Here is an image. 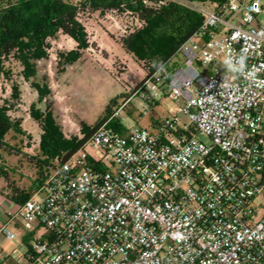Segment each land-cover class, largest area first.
Wrapping results in <instances>:
<instances>
[{"label": "built area", "instance_id": "1", "mask_svg": "<svg viewBox=\"0 0 264 264\" xmlns=\"http://www.w3.org/2000/svg\"><path fill=\"white\" fill-rule=\"evenodd\" d=\"M174 1L203 22L174 56L166 92L164 73L148 72L4 213L7 239L8 224L23 223L25 264H264V5ZM142 3L155 12L165 1ZM163 96L182 105L155 131L110 126L132 99L152 107Z\"/></svg>", "mask_w": 264, "mask_h": 264}, {"label": "rangeland", "instance_id": "2", "mask_svg": "<svg viewBox=\"0 0 264 264\" xmlns=\"http://www.w3.org/2000/svg\"><path fill=\"white\" fill-rule=\"evenodd\" d=\"M77 7V21L82 25L86 41H96L106 50L109 58L94 51L89 46L88 51H82V56L75 62L67 64L61 55L77 50V43L71 37L59 32L54 38H48L45 44L47 58L35 63L36 83L49 87L50 95L41 97L32 82L24 79L23 68L15 55L3 56L2 60L10 77L0 75V104L9 108L11 120L18 121L6 135V146L0 148V210L3 196L11 204V212L17 213L18 207L14 201L15 189L31 191L35 194L40 188V170L28 156L41 151L42 137L54 133L60 134L57 141H80L86 136V131L108 119L107 108L116 100L113 108L122 104V98L129 97L133 88L140 85L146 78L154 64V57L148 52L147 56L138 63L133 55L125 50L123 42L137 31L144 28L141 18L135 12L126 9H111L94 11L80 6L81 0H70ZM165 2L174 0H164ZM264 5V0H261ZM264 13L259 15V20ZM90 50V51H89ZM149 53L151 54L150 56ZM92 54V55H91ZM158 55V54H157ZM13 87L19 89L18 99H12ZM131 90V92H129ZM124 97L120 98L121 95ZM182 102L163 96L157 99L152 107H143V101L136 97L127 107L120 111V115L113 124L119 129L118 122H123L127 128L140 127L150 131L152 124L157 125L172 111H178ZM33 112L35 117H32ZM180 120L186 122L184 116ZM199 139L208 143L204 135ZM36 146V148H33ZM62 152L58 156H63ZM8 183L11 187L8 188ZM42 197L37 195V199ZM16 237L12 240L0 234V259L9 256L10 264H25L26 247L22 242L24 227L19 217L8 224Z\"/></svg>", "mask_w": 264, "mask_h": 264}, {"label": "trees", "instance_id": "3", "mask_svg": "<svg viewBox=\"0 0 264 264\" xmlns=\"http://www.w3.org/2000/svg\"><path fill=\"white\" fill-rule=\"evenodd\" d=\"M197 2L219 3L226 0H190ZM80 6L94 11L126 9L141 15L145 26L137 31L129 39H125L123 47L131 53L134 59L140 63L147 53L152 54L155 59L150 74L162 71L160 77L155 79L161 81V89L166 92V86L178 66L173 59L178 49L195 34L202 22L203 16L191 8L177 2L168 1L158 11L152 12L145 9L142 0H81ZM81 8V7H80ZM70 0H0V75L10 77V70L7 69L2 60L3 56L15 55L23 68V76L27 81L38 89L41 97L50 95L48 86H40L36 83L35 63L47 58L45 44L48 38H54L59 32L71 37L76 41L77 50L69 52L66 56L61 55L67 64L77 61L82 56V51L87 50L90 44L86 41V35L82 25L77 21V13L80 9ZM149 53L148 56L151 54ZM158 54V55H157ZM19 89L13 87L12 99H18ZM121 95L120 98L124 97ZM116 100L112 101L107 108L109 116L113 113V106ZM9 108L0 104V148L6 146V135L18 121L11 120L8 115ZM33 112L32 117H35ZM110 126L122 131L113 124ZM96 127V126H95ZM93 130L86 131V137ZM60 134L57 130L42 137L41 151L44 159L38 160L36 166L40 170V180L44 177L45 168L51 161L62 152L67 155L73 154L80 149L85 139L57 141ZM57 139V140H54ZM4 173L8 181L7 174ZM10 185V183H9ZM17 192V191H16ZM18 193V192H17ZM30 193H24L18 197L21 202L30 197Z\"/></svg>", "mask_w": 264, "mask_h": 264}, {"label": "crops", "instance_id": "4", "mask_svg": "<svg viewBox=\"0 0 264 264\" xmlns=\"http://www.w3.org/2000/svg\"><path fill=\"white\" fill-rule=\"evenodd\" d=\"M205 3H208V4H214V3H209V2H205ZM87 51H88V49H87ZM90 51V50H89ZM92 55V54H91ZM155 104H157V102L155 103ZM122 124H121V126L122 127H124V126H126V125H124L123 124V122H121ZM152 126H153V130L152 131H155L156 130V127H157V122H154L153 124H152ZM32 147L33 148H36V146H33L32 145ZM28 157H30L35 163V166H36V163L38 162V160H42V159H44V157H43V153H42V151H40V150H37V154H35L34 156H28ZM57 157V156H56ZM40 180V179H39ZM39 180L37 181V182H39ZM40 183V182H39ZM11 187V184L9 185V183H8V188H10ZM15 191H17L16 192V195L14 196V201H15V203H16V206H17V204H19V203H21V201L20 200H18V197L19 196H22V194H24V193H30L31 195L30 196H32L33 195V193H31V191H26V190H20V189H15ZM1 194V193H0ZM1 197H2V194H1ZM4 198L2 199V201H1V204H3V206L5 207V209H4V211H1L0 210V222H2V221H4V213L5 212H9V210L12 208V206H11V204L9 203V200H8V202L6 201L7 200V197L6 196H3ZM22 242L23 243H25L26 241H27V235H26V232H25V230H24V233H23V236H22ZM9 256H6V257H3V264H10V262H9Z\"/></svg>", "mask_w": 264, "mask_h": 264}, {"label": "water", "instance_id": "5", "mask_svg": "<svg viewBox=\"0 0 264 264\" xmlns=\"http://www.w3.org/2000/svg\"><path fill=\"white\" fill-rule=\"evenodd\" d=\"M90 47L94 51L101 53L103 57L109 58V54L106 52V50L102 49L101 45H99L98 42L96 41L91 42Z\"/></svg>", "mask_w": 264, "mask_h": 264}]
</instances>
